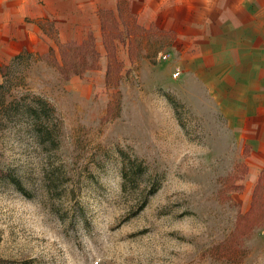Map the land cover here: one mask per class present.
Returning <instances> with one entry per match:
<instances>
[{
  "label": "rangeland",
  "instance_id": "obj_1",
  "mask_svg": "<svg viewBox=\"0 0 264 264\" xmlns=\"http://www.w3.org/2000/svg\"><path fill=\"white\" fill-rule=\"evenodd\" d=\"M127 6L0 0V259L264 264L259 120L231 117L195 71L196 48L139 27ZM101 10L114 13L115 60ZM89 33L94 68L63 79L47 52L59 59L58 43Z\"/></svg>",
  "mask_w": 264,
  "mask_h": 264
},
{
  "label": "crops",
  "instance_id": "obj_2",
  "mask_svg": "<svg viewBox=\"0 0 264 264\" xmlns=\"http://www.w3.org/2000/svg\"><path fill=\"white\" fill-rule=\"evenodd\" d=\"M127 9L139 27L178 30V40L196 48L199 77L232 103L231 117L259 120L264 143V0H130Z\"/></svg>",
  "mask_w": 264,
  "mask_h": 264
},
{
  "label": "trees",
  "instance_id": "obj_3",
  "mask_svg": "<svg viewBox=\"0 0 264 264\" xmlns=\"http://www.w3.org/2000/svg\"><path fill=\"white\" fill-rule=\"evenodd\" d=\"M104 11V12H102ZM117 12L120 14V9L117 7ZM105 13L110 14V16H114L112 10H101V33L103 36V43L107 50V53L111 59L115 60L116 52H115V43L114 40L117 38L116 34L108 33L106 29V20ZM116 20V19H115ZM94 38L91 33L88 34L87 38L83 40L81 43H76L74 41H66L64 43H58V53L59 59L55 56V50L53 47H50L47 52L48 56L53 57L54 67L61 74L63 79H68L71 75H76L83 72L86 69L94 68L93 61H96L94 58L98 57V52L93 47ZM91 55L92 62L87 64V56ZM6 65L1 67V73L4 76V69ZM109 68L107 69L108 74ZM1 87V84H0ZM40 104L43 106L46 105L44 100H39ZM46 107V106H45ZM28 111L31 115H36L37 109L34 107H29ZM3 260L0 259V264H3ZM8 264H11L10 262Z\"/></svg>",
  "mask_w": 264,
  "mask_h": 264
},
{
  "label": "built area",
  "instance_id": "obj_4",
  "mask_svg": "<svg viewBox=\"0 0 264 264\" xmlns=\"http://www.w3.org/2000/svg\"><path fill=\"white\" fill-rule=\"evenodd\" d=\"M176 75H178V72L173 73V76H176Z\"/></svg>",
  "mask_w": 264,
  "mask_h": 264
}]
</instances>
